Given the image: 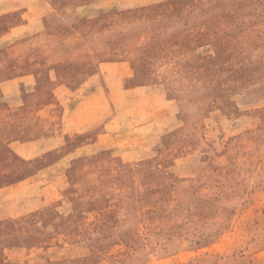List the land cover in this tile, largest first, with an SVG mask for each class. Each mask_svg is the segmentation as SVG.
I'll list each match as a JSON object with an SVG mask.
<instances>
[{"label": "rangeland", "instance_id": "374dc122", "mask_svg": "<svg viewBox=\"0 0 264 264\" xmlns=\"http://www.w3.org/2000/svg\"><path fill=\"white\" fill-rule=\"evenodd\" d=\"M0 264H264V0H0Z\"/></svg>", "mask_w": 264, "mask_h": 264}]
</instances>
